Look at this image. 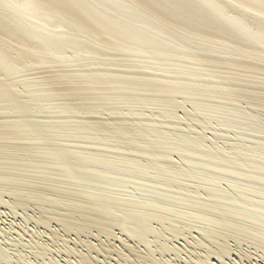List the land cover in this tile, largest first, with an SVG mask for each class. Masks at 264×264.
<instances>
[{"label":"bare ground","instance_id":"1","mask_svg":"<svg viewBox=\"0 0 264 264\" xmlns=\"http://www.w3.org/2000/svg\"><path fill=\"white\" fill-rule=\"evenodd\" d=\"M63 59L72 61L75 67H63L61 65ZM167 63L171 66H167ZM37 66L42 69L45 67L48 71H41ZM22 71H28L26 75H31L29 72L33 73V71L36 74L25 77ZM20 73L19 79L20 76L17 77V75ZM35 75L39 76L35 77ZM72 82H77V86L75 84V87H66V83L70 85ZM58 83H62V86ZM31 85L34 86V91L21 94L16 90L20 86L29 89L28 86ZM25 93L34 98L55 97L71 102L93 98L96 102L101 100L116 103L149 101L168 109V115L165 117L170 121H176L175 111L178 105L175 103L178 96L198 98V100L195 99L198 105H205V103L212 105L209 100L224 99L228 102L227 104L233 105V107H224L226 114L221 124L224 127L227 126V129L228 127L236 128L240 117L250 121L257 120L259 111L264 110V0H0V100L9 98L11 101L9 109L21 110L24 109L23 104H18L16 101L22 95L24 97ZM243 104L246 107H242ZM12 121L0 122L2 139V135L11 136V140L17 135L22 136L21 138L26 137L28 141L37 145L33 146L34 148L31 147L32 151L29 148L32 158L55 160L59 159L58 156H64V161L61 159L63 166L65 165L62 169L69 167L75 158L99 162L104 159L102 152L108 151L103 149L99 153L84 154L77 150L67 153L62 150L60 155L59 152L63 146L59 147L60 150L57 152L56 140L53 141L54 138L50 136L55 135L54 130H44V124L36 120ZM79 125V131L97 132L98 135L95 136L99 142L103 140L101 133L112 134L111 137L119 144H122L120 141L123 137L127 139L129 152H126V157L121 155L122 157L114 160L113 166L130 165L129 167L133 168L141 166L138 170L145 173L147 170H152L156 180H162L163 187L166 185L167 188L181 189V191L183 186L180 183L187 179L202 183V194L195 193L190 194L188 198L177 199V202L185 200V203H189L190 206L192 204L198 209L191 207L195 210L193 213L188 212L185 208L189 204L186 206L183 203L186 206L182 207L184 210L176 212L182 216L189 215L196 224L209 227L207 234L210 238L216 239L220 235L235 237L247 234L249 227L238 225V219H249L255 226L264 229V139L252 138L249 139L250 143L240 147L233 143L230 144L229 149L226 146L212 148L204 145L198 138H192L194 135L192 133L190 138L180 133L168 138L177 141L178 144L175 146L161 141L162 145L164 144L165 147L168 145L171 148L163 150L164 147L152 149L150 146H143L142 143L148 141L147 144H150L153 137L163 138L159 134L162 125L156 121L130 123V121L118 119L109 121L87 119ZM166 126L177 129L175 127L177 125H172V122ZM56 129L55 132L58 133ZM249 131L260 132L264 137V128L256 123L249 127ZM12 136H14L13 139ZM15 141V145H22L21 142L18 144ZM122 141L125 142V140ZM118 143L117 151H122L123 147L126 149V143L124 146ZM3 145L6 146V143ZM3 145L2 143L0 145V163H4L2 160L7 158L12 160L17 158L18 155L14 154L17 151L16 148L13 147L15 152H11L12 149H9L11 147L5 148ZM110 149L113 151L112 147ZM173 154H179L176 162ZM135 156L139 158H133ZM68 170L71 171V168ZM68 170L66 169V172ZM1 171L0 173H3ZM66 172L59 176L72 179L74 184L75 180L79 181L78 178H85L83 180L90 182L102 174L97 169L88 170L90 176L86 178L76 172V175L68 176ZM17 174H0V178H14ZM157 181L155 183H158ZM22 186L20 185V189ZM51 187L56 193L74 197L73 201L87 199L93 203L92 207L86 209L79 206L71 207V210L75 209L74 211L80 213V217L83 218V223L78 225L80 230L87 229V224L113 225L117 220L114 213L111 216L106 215L108 217H100L99 213L108 208L111 210L110 206L114 204H121L136 209H148L155 213L146 217L142 214L139 219L121 216L125 222H122V226L120 225L123 227L122 232H127L129 237L132 236L131 239H140L142 231H146L142 223H148L152 218L156 220L160 217V215L158 217L160 212L162 214L172 212L170 210L172 202L169 199L167 201V198L163 200L164 197L158 196L159 194L142 205L131 200L120 203L115 198H105L106 195H98L85 189L76 191V189ZM22 191H24L23 188L21 193ZM174 201L176 203L175 199ZM206 208L209 209V213ZM203 209L206 212L202 211ZM61 218L57 219L61 224L70 223L66 221L67 219ZM49 220L51 219L48 218L43 222ZM202 238L205 240L206 237ZM256 238L259 248L263 249L264 234H259ZM18 241L21 242V240ZM205 241H208V238ZM202 244L207 245V242ZM202 244L200 243V246ZM32 246L33 244L30 248L33 249L34 246ZM38 247L37 249L42 251L45 249L40 245ZM227 249L231 248L229 249L223 241L215 255H225ZM4 253L0 250V257L4 258L6 254ZM208 256L204 261L210 258ZM219 264L223 263L219 262Z\"/></svg>","mask_w":264,"mask_h":264},{"label":"rangeland","instance_id":"2","mask_svg":"<svg viewBox=\"0 0 264 264\" xmlns=\"http://www.w3.org/2000/svg\"><path fill=\"white\" fill-rule=\"evenodd\" d=\"M61 65L67 68L75 67L73 62L68 59H63ZM166 65L171 66V64L169 63H167ZM37 68L41 71H48V69H45V67L42 69V67L39 68L37 66ZM34 71L37 73L36 70ZM34 71L33 73H35ZM41 71H39V73H41ZM22 72V75L25 74V77L30 75H26L28 71ZM21 73L17 75V77H19ZM29 73L33 75L32 72ZM43 73L44 72H42V74ZM39 75H35V77H38ZM246 76L249 77V75H245V77ZM14 77L16 78V75ZM245 77L244 79H246ZM20 78L21 76L19 77V79ZM63 84H67L66 87L68 86L70 88V86L75 87V84L77 86L78 83L72 82V84L70 83V85L68 83ZM32 85L28 86L29 89H27V87L25 88L23 86H18L19 88L22 87L20 89L21 91L24 89L27 91L24 90L21 92L19 88H16V90L21 94L23 92L34 91L35 88L34 86L32 87ZM60 85L62 86V83ZM64 85L63 87H65ZM56 86L58 85L56 84ZM178 97L179 98L176 99L177 101L175 104L180 106L179 108L177 106V110L175 111V116H177L175 117L176 121H170L169 119H167V117H165L168 115V109H165L158 103H152L149 101L116 103L101 100L96 102V99L93 98L89 100H73L72 102L70 100H66L68 101L66 102L64 100L56 99L55 97H47V99L43 96L34 98L26 94L24 95V97L22 95V97L18 98V100L16 101V103L18 104H23L24 109L11 110L9 109L11 108L10 99H1L0 122L9 120L11 122L13 119H15L14 121L30 119L41 122L42 124H44V128L42 127L44 130H54L53 132L55 133V135L51 134L50 136L54 138L53 141L56 140L57 145H55L57 152H59L60 150L59 147L63 146L59 154L63 151H66L67 153L69 151L75 152V150L84 152V154H92L95 152L99 153L102 152L103 149L108 151L102 152L104 159L99 162L75 158L74 161H71V165H69V167L67 166V168L62 169V167L65 166H63V163L61 162V159L62 161H64V156V158L62 156H58L59 159L57 158L55 160H40L39 157L32 158L30 156V154L32 153V148L37 145L35 143H32L31 141H28V138H21L22 136L17 135L18 137L16 136L15 139H21L20 141H15V139H13L14 136H12L13 140H11V136L8 137V135H2L3 139L0 136V145L1 143L2 145L6 143V146L3 145L5 146V148H16L15 150L17 151L14 154L19 156H16L18 160L17 158L13 160L12 158H7L8 160H2L4 161V163H0V171L3 169L1 171L3 173H0L1 175L7 173H18L16 176H14V178H0V219H3L2 221L0 220V250L6 253H4V258L0 257V264H101L102 262V264H203L206 261L207 262L205 264H219V262L223 264H264V248H259V242L256 238L259 234H264V229L255 226L249 219L237 220L238 225L249 227V231L247 232V234H242V236H235L237 238L231 236L234 239H232L229 235L227 236L230 238H228L226 235H220L218 238L215 239L210 238V235L207 234L209 231V227L205 226V228L204 225L196 224V222L192 219L191 216H182L176 212L178 210H184V208L182 207H186L187 204H189L185 203V200V202H182L181 200V203L179 200L177 202V199H179V197L180 199L188 198L190 194H202V183L193 181L192 179H187L184 182L180 183V185L183 186L182 191L181 189L176 190L171 187L167 188V186L164 185L166 187L165 188L162 186V180H156L153 174L154 172L152 170H147V173H145L140 172V170H138L141 166L136 168L129 167L130 165L113 166V162H115L114 160L119 157H122L121 155H123V157H126V152H129L130 147H128V141L124 137L123 139H121V141L125 140V142L120 141V143L122 144H119L118 141H115V139L111 137L112 134L101 133V139H103L101 140L103 142L102 143L101 141L99 142L98 138L95 136L98 135L97 132L92 130L79 131V123L82 121L84 122L87 119H98L100 121L118 119L123 121H130V123H133V121L145 120H150L153 122L156 121L157 123H160V125H162L161 129H159V134L163 138H159L161 139L159 140L158 138L152 136L153 141L150 144H147L148 141L142 143L144 144L143 146H150L152 149H162L164 147L163 150H170L171 148L168 145L175 146L176 144H178L176 140L168 138L177 136L180 133L188 135L189 138L192 134H194V137L192 136V138H198L200 141L203 142L204 145L211 146L212 148L226 146L227 149H229L230 144L233 143L239 145L240 147L242 145H245V143H250L251 141L249 139H264V137L261 136L262 133H260L263 131L262 129H256L260 131L256 133H252L251 131H249V127H251L253 123H256L259 127L264 128V110L259 111V115L256 116L257 120L250 121L241 117L239 119L238 117V126L236 128L228 127L229 129H227V126L224 127V125L221 124L226 114V112L224 111V107H233V105L227 104L228 102L226 100H209L212 105H208L207 103H205V105H198L196 104V100H198V98L187 96ZM188 98H190L191 100H189ZM68 103L70 105H67ZM81 104L83 105L81 106ZM237 105L238 104H236V106ZM241 106L246 107V105L244 104ZM87 110L90 111L88 112ZM253 110L255 109L253 108ZM163 113L166 114L162 115ZM160 115L161 117H159ZM16 118L18 120H16ZM169 122H172V125L174 126L177 125L175 126L177 127V129L174 130L171 127L166 126ZM55 128H57L56 131L58 133L55 132ZM6 139H10L9 142ZM14 141L18 144L21 142L20 144L22 145H15ZM161 141L167 142L168 145H166L165 147L164 144H161ZM9 143H11L10 146ZM117 143L122 146H124V144L126 143L125 145L127 146V150L125 149V147H123L125 150L123 149L122 151H117ZM110 146L112 147L113 151H110ZM29 148L31 149V151H29ZM13 149L11 150V152H15ZM25 151H28L29 153ZM17 152H19L20 154ZM22 152H24V154ZM25 153H27V155ZM106 154L109 155L107 156ZM173 156L176 162V160L179 159V154H173ZM133 158L139 157L135 156ZM59 162H61L60 164H62V166L59 164ZM140 162L143 163L144 161ZM55 164L59 166L57 167ZM69 168H71V171L68 170ZM66 169L68 170V172H66ZM94 169H97V171H100V173L102 172V174H99V177L93 178L90 182L83 180L85 178H78L79 181L75 180L76 182L74 184V181L72 179H67L66 177L59 176V174H63L65 171L68 176L76 175L77 173L79 175H84V177L86 178H89L90 171L88 172V170ZM9 181H11V183ZM155 181H157L158 183H155ZM20 185H23L21 187V189L23 188L24 190L22 191V193ZM51 186H56L59 188L62 187L66 190L76 189V191L85 189L98 195H106L105 198H115L120 203L124 200H131L142 205H144L145 202L150 201L152 197H157V195L159 194L158 196L164 197L163 200H166L167 198V201L170 200V202H172V208H170L172 212L164 214L160 212L158 213V217L160 215L159 218H157L156 220H154L155 218L149 220L148 223H150V221L152 223H142V226L146 229V231H142L143 233H141L140 239H131L132 236L129 237V235L126 234L127 232H122L123 227L121 226L125 222H123L124 220L121 218V216L123 217V215H126L127 217H138L139 219L140 216L142 217V214H145L144 216L146 217L147 215H152L155 213L150 212L147 209L149 211L148 214V211L144 210L143 208L142 209L144 212L140 208L136 209L121 204H119L120 206L118 204L110 206L111 210L114 207V210L112 211L110 210V208H108V210H104L102 213H99L100 217H105L106 215L111 216L114 213V216H116L115 220H117L113 225L105 226L102 224H87V229L80 230L78 229V225L83 223V218L80 217V213L75 212V209L71 210V207L76 208L79 206L80 208L86 209L92 207L93 203L91 201H88L87 199L77 200L76 198L75 200L77 201H73L74 197L72 198L69 194L67 195L56 193L55 190L51 189ZM223 186H225V184H223ZM161 192H165L167 195L165 193L161 194ZM182 194H184L185 196ZM174 199L176 200V203ZM183 203H185L186 206L183 205ZM65 206L68 209H65ZM189 206L185 208V210L187 209L186 211L188 212L193 213L195 209H198L195 206L193 207L192 204L190 207ZM50 209H52L53 211ZM206 209L209 213V209ZM204 210L205 209H203L202 211ZM109 211H111V213ZM204 212H206V210ZM64 216L69 218H66ZM48 218H50L51 220L43 222L46 221ZM60 218L63 220L67 219L66 221H69L71 224L67 223V225L69 226L63 223L61 224V222L57 221V219ZM128 222L131 223L130 221ZM148 226L151 229L148 228ZM19 233L22 235H20ZM204 236L208 238V241H205L206 238L205 240L202 238ZM18 240H21V242ZM199 240L200 242H198ZM196 241L198 244L196 243ZM223 241H225V244L228 246L229 249H231H227L226 253H228V255L224 253L225 255H218V257L217 255H215V253H217V251L220 249V245ZM202 242H207V245H209L211 248L206 244L205 248V245L202 244ZM200 243L202 244L201 246ZM32 244L34 246H32L33 249H37L39 245L41 246V248L43 247V249H45L43 251L41 249H37L36 253V249L33 250L32 248H30ZM36 244H38V246ZM212 249L213 251H211ZM38 250L39 252L41 251L42 254L41 252L39 254ZM33 251L35 252L33 253ZM209 252L214 254L212 255L210 253V256ZM136 253L138 255H135ZM141 255L145 257L147 256V259L145 257H142ZM207 256L211 262H208L209 259L204 261ZM138 257H140V259ZM143 258H145L146 260ZM198 260L199 263H197Z\"/></svg>","mask_w":264,"mask_h":264}]
</instances>
